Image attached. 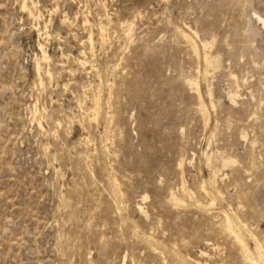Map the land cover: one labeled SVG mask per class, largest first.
Listing matches in <instances>:
<instances>
[{
	"label": "rangeland",
	"instance_id": "obj_1",
	"mask_svg": "<svg viewBox=\"0 0 264 264\" xmlns=\"http://www.w3.org/2000/svg\"><path fill=\"white\" fill-rule=\"evenodd\" d=\"M243 242L264 264V0H0V264Z\"/></svg>",
	"mask_w": 264,
	"mask_h": 264
},
{
	"label": "bare ground",
	"instance_id": "obj_2",
	"mask_svg": "<svg viewBox=\"0 0 264 264\" xmlns=\"http://www.w3.org/2000/svg\"><path fill=\"white\" fill-rule=\"evenodd\" d=\"M139 208H140V207H139ZM227 227H228V226H227ZM225 229H226V228H225ZM228 232H229V231H228ZM229 233H230V232H229ZM237 239H238V237H237ZM237 239H236V240H237ZM240 240H241V239H240ZM238 241H239V240H238ZM238 241H237V242H238ZM240 242H241V241H240ZM239 245H241V244H239ZM242 247L244 248V251H245L246 255L249 257V259H251V260L253 261V264H257V263H256L257 260L255 261V258H253V256H252V252L249 250V248L247 247V245H246L244 242L242 243ZM243 248H242V249H243ZM242 252H243V251H242ZM259 252H260V251H259ZM245 253H244V254H245ZM257 253H258V252H257ZM260 253H261V252H260ZM242 255H243V253H242ZM246 255H245V256H246ZM260 256H263V255H260ZM260 256L257 255L256 258H258V257H260ZM260 259H261V258H260ZM263 263H264V262H263Z\"/></svg>",
	"mask_w": 264,
	"mask_h": 264
}]
</instances>
